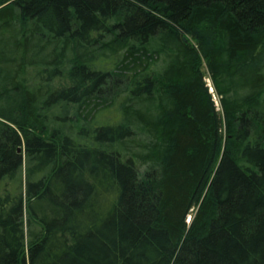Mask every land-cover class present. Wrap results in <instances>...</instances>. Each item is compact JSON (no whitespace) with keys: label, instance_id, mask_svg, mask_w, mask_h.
I'll return each mask as SVG.
<instances>
[{"label":"trees","instance_id":"trees-1","mask_svg":"<svg viewBox=\"0 0 264 264\" xmlns=\"http://www.w3.org/2000/svg\"><path fill=\"white\" fill-rule=\"evenodd\" d=\"M0 264H264V0H0Z\"/></svg>","mask_w":264,"mask_h":264},{"label":"rangeland","instance_id":"rangeland-1","mask_svg":"<svg viewBox=\"0 0 264 264\" xmlns=\"http://www.w3.org/2000/svg\"><path fill=\"white\" fill-rule=\"evenodd\" d=\"M202 70L204 71V80L206 82V84L209 87L210 92H213V99L215 101V104L218 108V110H221V106H220V101H219V97L217 96V94H215V89H214V85H213V81L208 73L207 70V63L206 61L203 59L202 60ZM198 210V206H195L192 210H191V214L188 216V221L195 215V213Z\"/></svg>","mask_w":264,"mask_h":264},{"label":"water","instance_id":"water-1","mask_svg":"<svg viewBox=\"0 0 264 264\" xmlns=\"http://www.w3.org/2000/svg\"><path fill=\"white\" fill-rule=\"evenodd\" d=\"M185 40H187V38H185Z\"/></svg>","mask_w":264,"mask_h":264}]
</instances>
